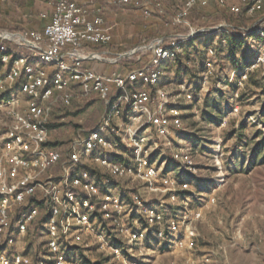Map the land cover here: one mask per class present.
I'll return each instance as SVG.
<instances>
[{
  "label": "built area",
  "instance_id": "built-area-1",
  "mask_svg": "<svg viewBox=\"0 0 264 264\" xmlns=\"http://www.w3.org/2000/svg\"><path fill=\"white\" fill-rule=\"evenodd\" d=\"M9 1L0 0V14ZM212 2L181 0L173 23L188 27L189 34L156 37L127 52L110 48L114 35L107 27L105 6L97 0H51V20L43 29L0 28V264H81L72 255L74 249L109 256L117 264H143L150 258L145 241L150 227L165 237V214L150 203V192L160 191L153 184L160 169L151 158L150 141L155 134L171 146L184 113L178 96L160 85L162 66L178 58L181 41L207 31L195 30L190 15ZM217 2L233 13L246 9L255 14L264 8V0ZM118 3L141 10L147 18L164 9V0ZM242 30L264 39V28ZM135 55L138 61L149 58L122 74L92 65L119 66ZM260 67L264 51L251 67L235 70L232 79H246ZM213 70L208 62L204 83ZM183 96L186 101L194 98L187 88ZM83 100L105 106L93 127L72 115L75 102ZM59 108L64 112L57 118ZM54 122L68 124L67 140L54 138ZM55 141L62 143L52 145ZM172 159L182 169L196 171L188 144L173 149ZM169 174L164 188L172 201L187 207L189 197L182 192L191 189L190 182ZM128 214L143 218L147 226L134 228ZM169 227L178 231L174 218ZM183 243L195 246L191 238Z\"/></svg>",
  "mask_w": 264,
  "mask_h": 264
},
{
  "label": "rangeland",
  "instance_id": "rangeland-1",
  "mask_svg": "<svg viewBox=\"0 0 264 264\" xmlns=\"http://www.w3.org/2000/svg\"><path fill=\"white\" fill-rule=\"evenodd\" d=\"M50 2L10 0L2 6L0 28H42L51 20ZM97 2L105 6L116 52L130 51L158 36L171 39L190 33L188 27L174 25L178 9L172 1L164 0L163 12L154 10L148 18L118 0ZM190 21L195 30L207 31L181 41L178 58L162 66L165 77L160 85H167L169 92L178 96L184 111L183 127L171 137V146L155 134L150 141L151 158L160 169L153 182L160 191L150 192V203L165 214V237L159 238L157 228L150 227L145 236L150 258L143 264H264V67L251 70L246 79L237 75L232 79L235 70L251 67L264 51L259 33H242L243 28H264V11L234 15L213 4L193 10ZM232 38L238 42L236 48L230 45ZM148 58L145 55L138 61L135 55L115 66L113 73L139 67ZM208 62H213L214 70L204 83ZM186 88L194 96L191 101L184 99ZM76 105L82 110L72 115L76 120L84 117L89 127L105 112L98 100ZM67 128L53 129L54 138L67 140ZM185 144L193 150L194 172L182 169L172 159L173 149ZM168 174L190 182L191 189L182 192L183 197H189L187 207L172 201L171 192L164 188ZM123 191L128 195L127 189ZM171 218L177 221V232L169 227ZM135 219L134 215L126 216L136 229L147 226L143 218ZM190 238L195 242L193 248L181 244ZM72 255L81 264H117L97 252L86 255L74 249Z\"/></svg>",
  "mask_w": 264,
  "mask_h": 264
},
{
  "label": "trees",
  "instance_id": "trees-1",
  "mask_svg": "<svg viewBox=\"0 0 264 264\" xmlns=\"http://www.w3.org/2000/svg\"><path fill=\"white\" fill-rule=\"evenodd\" d=\"M169 1H172V2H174V4H176V7H177V9H178V11H179V9H180V6H181V0H169ZM213 4H216V5H218L219 6V4H218V2H217V0H213V2L209 5V6H211V5H213ZM209 6H207V7H209ZM207 7H204V8H207ZM220 7V6H219ZM222 8V7H221ZM195 9H197V8H195ZM194 9V10H195ZM225 10H227L228 12H230V13H232V14H234V15H242V16H244L245 14H248L247 13V11H246V9H244V10H242V12H240V13H233V12H231L230 11V9H228V8H224ZM137 10H139V9H137ZM262 11H264V8H263V10ZM142 12V11H141ZM2 13V12H1ZM9 30H11V29H9ZM25 30H29V29H26V28H17V30H12V31H25ZM243 34H245V32H242ZM241 33V34H242ZM252 33H254V32H252ZM251 33V34H252ZM249 35V34H248ZM158 37H164V36H158ZM198 37V36H197ZM196 37V38H197ZM195 38V39H196ZM237 40L235 39V38H232L231 40H230V45H231V47H235L236 48V46H237V43L238 42H236ZM114 43V42H113ZM99 48V47H98ZM111 49H113V50H115L114 49V45L112 44V46L110 47ZM133 67H136V66H133ZM164 77L165 76H163V78L162 79H164ZM88 104H90V102H87ZM79 111V110H82V109H80V108H77V109H75L74 110V112H72V113H76L77 111ZM64 112V110L62 109V108H59V110H57V112H56V117L58 118L60 115H61V113H63ZM70 113V112H69ZM67 126L68 124L67 123H65V124H61V123H59V122H54L52 125H51V127H52V129H56V128H60V127H62V126ZM88 127H89V125H88ZM62 142H60V141H55V142H51V144L52 145H59V144H61Z\"/></svg>",
  "mask_w": 264,
  "mask_h": 264
},
{
  "label": "crops",
  "instance_id": "crops-1",
  "mask_svg": "<svg viewBox=\"0 0 264 264\" xmlns=\"http://www.w3.org/2000/svg\"><path fill=\"white\" fill-rule=\"evenodd\" d=\"M82 1H87V0H82ZM100 4H102V3H100ZM45 26L46 25L42 26V28H35V29H43ZM92 65H94L97 69H99V70H101V71H103L105 73H113V70L115 68L114 65L107 64V63H99V62L95 63L94 62ZM78 102L80 103L81 101H76L75 102V108L76 109L78 108L77 105H76V104H78Z\"/></svg>",
  "mask_w": 264,
  "mask_h": 264
}]
</instances>
